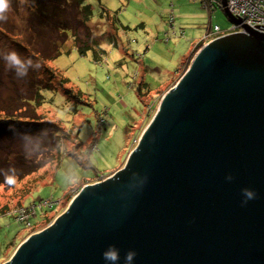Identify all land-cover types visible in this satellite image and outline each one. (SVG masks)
<instances>
[{
    "label": "water",
    "instance_id": "obj_1",
    "mask_svg": "<svg viewBox=\"0 0 264 264\" xmlns=\"http://www.w3.org/2000/svg\"><path fill=\"white\" fill-rule=\"evenodd\" d=\"M244 27L195 56L124 168L4 264H113L110 246L115 264H264V25Z\"/></svg>",
    "mask_w": 264,
    "mask_h": 264
},
{
    "label": "rangeland",
    "instance_id": "obj_2",
    "mask_svg": "<svg viewBox=\"0 0 264 264\" xmlns=\"http://www.w3.org/2000/svg\"><path fill=\"white\" fill-rule=\"evenodd\" d=\"M84 1L92 7L93 18L82 26L74 25L75 39L72 33L56 28H51L54 32L48 29L52 34L41 36V41L21 35L22 42L28 47L34 44L35 50L51 54L61 47V56L46 63L56 70L58 79L43 74L45 62L9 39L23 32L19 23L26 17L21 19L19 14L25 0H10L7 22H0V110L13 115L20 107H31L29 102L41 89L45 98L37 115L32 108L17 111L15 119L25 123L0 135V163L4 161L7 171L12 170L21 157L28 160L47 151L43 144L50 145L42 138L55 128L42 127L40 122L56 125L61 141L54 162L13 187L0 189V264L8 262L28 237L51 226L83 187L125 167L162 98L215 39L206 38L208 28L232 26L219 5L222 0H215L214 5L209 0ZM67 25L71 24L67 21ZM92 38L94 48L81 55L78 47ZM10 50L25 61L22 67L7 65L3 57ZM23 212L34 226L20 221L25 220Z\"/></svg>",
    "mask_w": 264,
    "mask_h": 264
},
{
    "label": "trees",
    "instance_id": "obj_3",
    "mask_svg": "<svg viewBox=\"0 0 264 264\" xmlns=\"http://www.w3.org/2000/svg\"><path fill=\"white\" fill-rule=\"evenodd\" d=\"M17 1L20 2V0ZM84 2H85L84 0H45V2L41 0V3L38 4L34 0H29V1L25 0V2L21 3L24 5L19 15L21 16V19L26 17L24 18V23H22L21 21L19 23V25L20 24L22 25L21 28L19 27L20 31L22 30L23 32L22 34L17 33L11 35L12 37L9 39L12 40L16 46L17 45L20 46L21 49L22 48L26 49V51H28L32 57L38 58L40 61L45 62V66L43 67V72H44L43 74L52 76L53 80L58 79L57 72L54 68L48 66V64L46 63L48 61L55 60L56 58L61 56V47L59 48V50L58 48L54 50L51 54H49V50L46 51V49L45 50L41 49V51L35 50L32 48L34 47V44H32V47H28L27 45H25L24 41L22 42L21 35L28 37L30 36L29 38H31V40H34L35 42L36 39H40L41 41V36H43V38H46L50 34H52L47 31L48 29L54 32V30H52L51 28L54 29L56 28V31L59 30L61 33L63 32L72 33V38L75 39L74 32L76 28H74V25L82 26V23L87 24V22H90L93 18L92 7L84 4ZM67 21L69 22V24H71L70 26L67 25ZM0 28L2 29L3 26ZM4 34H6L5 31ZM94 41L95 40L92 38L91 40H88L87 44L83 45L82 47L81 46L78 47L80 49V54L85 55L90 49L94 48V46L92 45ZM200 45L201 44L199 43L197 46ZM95 55L97 56L96 53ZM1 65H3L2 62ZM45 89L50 90L51 88H45ZM41 90L37 91L35 93L36 94L35 99L29 102L31 107H27V106L23 108L20 107L19 109L14 111L13 115H4L7 114L5 113L6 111L0 110V135L2 137L5 134H8L9 132H12L15 129H17L16 126L19 128L20 124L25 123L24 121H21L20 118L15 119L17 111L19 112L24 110L26 111L32 108L31 112L37 115V109L39 107H42L45 102L44 100L45 98L41 94ZM48 123L49 125L42 122L39 123L41 124L42 127L52 126L55 128L53 129V131L49 132L48 135H45L42 138L43 141H46L50 145L47 148L44 145L45 143L43 144V149L44 150L47 149V151L44 152L42 151L41 152L42 154L40 156L37 153L35 156H33V158H30L28 160L24 156L23 158L21 157L19 161L15 162L17 165L12 166L13 168L12 170L7 171L8 169L7 165H3L4 161L0 163V189L3 187L5 188L13 187L18 181L24 179L29 175L36 173L41 168L46 166L48 163H52L54 162V160H56L55 149L58 150L60 149L61 141L57 136L58 132L55 130H58L59 128L56 129V125H52L50 122ZM56 141H57V145L55 146ZM44 155H46V157H43ZM32 210H33L31 212L32 215L36 217L35 207H33ZM32 220L33 219L32 218L30 219L29 217V220H20V221H22V223L27 226L28 224L33 223ZM44 220L45 219H43L42 221ZM34 224L36 223H33V226Z\"/></svg>",
    "mask_w": 264,
    "mask_h": 264
},
{
    "label": "built area",
    "instance_id": "obj_4",
    "mask_svg": "<svg viewBox=\"0 0 264 264\" xmlns=\"http://www.w3.org/2000/svg\"><path fill=\"white\" fill-rule=\"evenodd\" d=\"M209 1L214 5L215 0ZM219 5L223 8L222 3H219ZM224 9L237 23L232 22V26L225 30L219 26L209 27L206 38L211 36V39H218L236 33L248 34L247 29L244 27L245 24L252 28L256 25H264V0H226ZM23 214L25 220H29L30 216H26V212H23Z\"/></svg>",
    "mask_w": 264,
    "mask_h": 264
},
{
    "label": "clouds",
    "instance_id": "obj_5",
    "mask_svg": "<svg viewBox=\"0 0 264 264\" xmlns=\"http://www.w3.org/2000/svg\"><path fill=\"white\" fill-rule=\"evenodd\" d=\"M10 9V0H0V22H7L8 19V11ZM3 59L6 61L7 65L12 67V68H20L24 65L25 61L21 58L20 54L16 52L15 50H10L4 57ZM32 59L29 58L27 63L29 65L32 64ZM37 66L39 67L40 63L37 61L36 62ZM245 194L250 198H255V194L252 193L249 190H245ZM118 254V250L115 249V246H110V248L103 254L104 258L107 261L113 262L115 264L116 261V256ZM136 253L134 252H129L125 256V262L128 264L129 258L130 257H135Z\"/></svg>",
    "mask_w": 264,
    "mask_h": 264
},
{
    "label": "crops",
    "instance_id": "obj_6",
    "mask_svg": "<svg viewBox=\"0 0 264 264\" xmlns=\"http://www.w3.org/2000/svg\"><path fill=\"white\" fill-rule=\"evenodd\" d=\"M207 31H208V30H207ZM203 39H204V38H203ZM203 39H202V40H203ZM202 40H201V41H202ZM201 41H199L198 43H201Z\"/></svg>",
    "mask_w": 264,
    "mask_h": 264
}]
</instances>
